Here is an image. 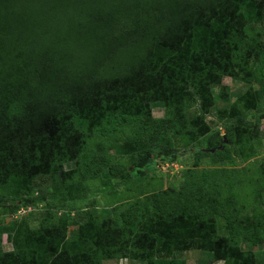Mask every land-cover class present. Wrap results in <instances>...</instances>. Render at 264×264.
<instances>
[{"label": "rangeland", "instance_id": "obj_1", "mask_svg": "<svg viewBox=\"0 0 264 264\" xmlns=\"http://www.w3.org/2000/svg\"><path fill=\"white\" fill-rule=\"evenodd\" d=\"M68 1L69 7L92 6L89 0ZM241 2L232 19L243 26L244 54L230 59L220 83L210 86L205 110L195 106L175 119L163 103L153 102L155 122L146 126L120 116L118 106L95 110L90 118L99 129L88 128L80 153L70 152L77 142L59 134L58 119L54 125L45 122L44 136L37 130L39 135L29 138L15 112L0 107V264L53 261L65 231L78 242L77 228L68 224L86 211L95 213L99 229L103 222L119 227L128 217L127 230L113 235L133 238L151 257L149 264H206L212 261L204 250L207 240L233 233L238 249L252 254L248 263L264 264V0ZM63 14L67 21L76 19ZM66 116L73 118L70 112ZM197 117L207 132L193 140L191 119ZM55 154L63 160L59 174ZM169 154H175L176 166L160 174L157 161ZM169 204L173 211L158 220ZM32 211L41 213L39 222L30 220ZM190 217L197 222L186 221ZM102 241L92 231L82 233L79 245L93 255L91 264H145L98 255Z\"/></svg>", "mask_w": 264, "mask_h": 264}, {"label": "trees", "instance_id": "obj_2", "mask_svg": "<svg viewBox=\"0 0 264 264\" xmlns=\"http://www.w3.org/2000/svg\"><path fill=\"white\" fill-rule=\"evenodd\" d=\"M241 1L89 0L92 6L85 10L69 7L68 0H0V107L15 112L29 138L46 134L45 122L54 125L53 120L58 119L63 123L59 134L70 135V142H77L76 150L69 148L70 152L80 153L88 128L99 129L100 123L92 124L90 118L95 110L104 113L118 106L124 112L120 116L143 126L155 122L150 121L153 102L163 103L175 119L195 106L205 110L210 105V86L220 83L230 59L244 54L243 26L232 19ZM256 8L261 9L260 3L256 2ZM67 12L76 19L63 18ZM136 83L142 88H134ZM67 112L72 119L65 118ZM200 118L191 119L193 140L207 132L198 122ZM227 124L224 128L230 127ZM55 155L53 163L59 174L63 160ZM173 162H177L176 156L169 154L161 156L157 164ZM151 163L153 160L144 165ZM171 206L163 205L159 213L168 215ZM30 217L39 222L41 213L32 211ZM190 220L197 222L186 218ZM104 223L99 229L94 212L78 213L73 224H68V228H77L78 242L65 231L60 242L63 249L48 264H91L93 255L79 245L84 230L94 232L100 242L104 239L98 255L149 264L151 257L137 248L133 238L113 235L127 230L125 223L117 224L119 227ZM238 240L234 233L222 240L212 237L204 250L213 262L249 264L252 254L241 252ZM67 249L73 253L68 254ZM7 264L19 263L13 259Z\"/></svg>", "mask_w": 264, "mask_h": 264}, {"label": "built area", "instance_id": "obj_3", "mask_svg": "<svg viewBox=\"0 0 264 264\" xmlns=\"http://www.w3.org/2000/svg\"><path fill=\"white\" fill-rule=\"evenodd\" d=\"M173 166H176V162H173V163H164V164H157L156 165V170H157V172H159L160 174H163V175H165V174H168L167 172L166 173H163L164 171H163V169H165V168H171V167H173ZM162 170V171H161ZM179 170H181V169H179ZM178 170V171H179ZM177 171V172H178ZM172 175L173 174H175V173H171Z\"/></svg>", "mask_w": 264, "mask_h": 264}, {"label": "crops", "instance_id": "obj_4", "mask_svg": "<svg viewBox=\"0 0 264 264\" xmlns=\"http://www.w3.org/2000/svg\"><path fill=\"white\" fill-rule=\"evenodd\" d=\"M216 263V262H215Z\"/></svg>", "mask_w": 264, "mask_h": 264}]
</instances>
